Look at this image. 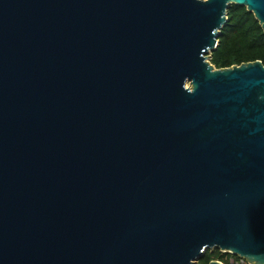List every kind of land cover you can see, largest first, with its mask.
Instances as JSON below:
<instances>
[{
    "label": "water",
    "instance_id": "obj_1",
    "mask_svg": "<svg viewBox=\"0 0 264 264\" xmlns=\"http://www.w3.org/2000/svg\"><path fill=\"white\" fill-rule=\"evenodd\" d=\"M232 2L264 30V0H0V264H264V63L209 61Z\"/></svg>",
    "mask_w": 264,
    "mask_h": 264
},
{
    "label": "trees",
    "instance_id": "obj_2",
    "mask_svg": "<svg viewBox=\"0 0 264 264\" xmlns=\"http://www.w3.org/2000/svg\"><path fill=\"white\" fill-rule=\"evenodd\" d=\"M209 55V61L216 67L256 58L264 63V30L245 5L233 2L229 5L227 20L218 35V44ZM229 254V251L219 248H206L197 262L207 264L211 258H226Z\"/></svg>",
    "mask_w": 264,
    "mask_h": 264
},
{
    "label": "built area",
    "instance_id": "obj_3",
    "mask_svg": "<svg viewBox=\"0 0 264 264\" xmlns=\"http://www.w3.org/2000/svg\"><path fill=\"white\" fill-rule=\"evenodd\" d=\"M220 260L224 264H255V263H252V262L246 260L244 257L239 256V255L232 253V252H230V254L226 258H220Z\"/></svg>",
    "mask_w": 264,
    "mask_h": 264
},
{
    "label": "rangeland",
    "instance_id": "obj_4",
    "mask_svg": "<svg viewBox=\"0 0 264 264\" xmlns=\"http://www.w3.org/2000/svg\"><path fill=\"white\" fill-rule=\"evenodd\" d=\"M194 264H200V263H198V262H197V259H196V260L194 261Z\"/></svg>",
    "mask_w": 264,
    "mask_h": 264
}]
</instances>
